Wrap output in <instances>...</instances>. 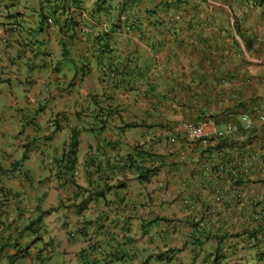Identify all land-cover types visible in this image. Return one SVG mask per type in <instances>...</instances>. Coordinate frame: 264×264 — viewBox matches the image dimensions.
Listing matches in <instances>:
<instances>
[{"label":"crops","instance_id":"obj_1","mask_svg":"<svg viewBox=\"0 0 264 264\" xmlns=\"http://www.w3.org/2000/svg\"><path fill=\"white\" fill-rule=\"evenodd\" d=\"M96 1L74 13L83 21L72 52L83 64L74 69L59 30H40V0H0V255L23 250V235H41L62 264H95L90 257L102 253V264H211L219 248L225 264H264V243L206 242L201 233L264 224V7L164 0L182 14L174 22L161 0H140L126 12L138 32H111L99 47L97 32L111 30L122 0L100 25L88 14ZM211 114L233 132L190 142L179 125ZM73 145L65 183L62 159ZM136 146L159 157L148 181L127 162Z\"/></svg>","mask_w":264,"mask_h":264},{"label":"trees","instance_id":"obj_2","mask_svg":"<svg viewBox=\"0 0 264 264\" xmlns=\"http://www.w3.org/2000/svg\"><path fill=\"white\" fill-rule=\"evenodd\" d=\"M40 1H41L40 30H45L47 28V25H53L54 27H56L62 35L59 42L62 48L63 60L68 61V59H70L74 61L72 59V52L74 48V43H76L78 38L77 30L80 24L83 22L82 20L78 21L74 16V13L77 10L78 11L82 10V5L86 0H40ZM113 1L115 0L96 1L95 7L88 12L89 17L96 22L95 24L100 25L104 21V14L106 15L110 10H116V8L113 9V7L110 5V3ZM139 3L140 0H122L120 2L121 5L118 8L119 13H117L116 20L112 23L111 30L103 34H101L100 31L97 32L96 42L100 47H101L100 44L110 41L111 32H116L121 28L120 27L122 23L121 18L123 17V15L126 14V12L130 11L132 8H135L136 5H138ZM165 4H167V2ZM49 21L51 22V24L49 23ZM128 24L124 23L125 26ZM105 49L109 51L108 47H106ZM122 70L124 72L125 68L122 67ZM123 72L119 71L118 73H123ZM97 116L108 117V112L101 111ZM223 139L226 140L225 137L222 138V140ZM75 154H76L75 145H73L70 148V152H68L66 155V157H68L67 160H65L66 157L62 159L64 172L63 175L60 176V179L63 180V182L65 181V183H67V181L73 183V181L71 180L72 177H69L71 176L69 174H71L76 167ZM146 160H150V161L152 160L155 161V163H157L159 157L154 155L152 152H150L143 146H136L134 154L131 155L127 161L129 164L135 166L137 170L141 171L142 174L140 178L143 181H148L149 180L148 178L157 175V173L160 170L159 165H155L154 167L146 166L144 163ZM236 179L237 181L234 183L237 187H240L241 185L244 184L239 176ZM256 224L257 226L252 228L251 230H245L232 235L218 236L209 233L205 230H203V232L201 233L205 235L206 242L216 239L220 241V244H223V242L226 240L237 239L247 245L248 243L253 244L254 248H258L262 243H264V238L262 239L261 237H259L264 235V224L261 223L260 221ZM196 245H201L200 241H196ZM228 255L229 254H227L225 248H219L216 252V255L212 259L211 264H225L226 260L229 258ZM162 257L163 255H159L158 259L161 260Z\"/></svg>","mask_w":264,"mask_h":264},{"label":"clouds","instance_id":"obj_3","mask_svg":"<svg viewBox=\"0 0 264 264\" xmlns=\"http://www.w3.org/2000/svg\"><path fill=\"white\" fill-rule=\"evenodd\" d=\"M161 2H164V0H161ZM166 2H164V4H163V6H161V8L164 10V11H166V13H167V16L169 17V18H171L172 20L171 21H174V22H181L182 20H183V18H182V14H176V13H174L173 12V10H176V8H174V7H169L170 5L168 4V2H167V4H165ZM140 4V3H139ZM138 4V5H139ZM247 4H250L251 6H253V7H255V8H262V7H264V0H247ZM138 5H136V7L138 6ZM126 14H124L123 15V17L121 18V21H122V23H121V28L119 29V30H117L116 31V33L117 34H127V35H130L131 33H136V32H138L137 30H138V27H139V23L138 22H134L133 24H131V25H129L128 23V20H127V18H126ZM50 22V21H49ZM51 23V22H50ZM124 23L125 24H128V25H124ZM166 24V23H165ZM173 24V23H172ZM174 25V24H173ZM165 26V25H164ZM175 26V25H174ZM176 27V26H175ZM177 28V27H176ZM178 29V28H177ZM172 30V29H171ZM176 32L174 31V34H175ZM101 45V44H100ZM100 47V46H99ZM110 52V51H109ZM109 119V117H106V116H100V120L101 121H103V122H106L107 120ZM185 122V121H184ZM191 122V121H190ZM144 162V161H143ZM145 165L146 166H149V167H154L155 165H157L156 163H155V161H150V160H146L145 162ZM74 176H75V174H74ZM69 178V177H68ZM39 220H41V217L39 218ZM253 220H254V222H256V223H258L260 220L257 218H253ZM200 223V226L202 225V221L201 222H199ZM201 228V227H200ZM202 230V229H201ZM41 240H43V236H41V235H38L37 236V238L32 242L33 244H36V242L37 241H41ZM40 244V243H39ZM42 244L44 245V249H42L41 247H39V249H38V252L36 253L37 255H41V253L43 252V250L44 251H46L47 253H48V255L45 257V258H40L39 260H40V263L42 262V261H44V260H50V262H51V259H53V258H56L57 260H58V258H57V256H58V252L56 251V249H55V246H54V242H52V243H50L49 245H47V244H45V243H43L42 242ZM248 247H250V248H254L253 247V244H249L248 243V245H247ZM93 250V247L88 251V253H89V255H92V251ZM227 249H225V251H226ZM22 252H23V250H19L18 249V251H17V253L16 254H14V255H12V256H10L9 255V257H10V261H12V264L13 263H16L17 261H19V260H23L24 258H25V256H20L21 254H22ZM24 252H29V250L28 249H26V251H24ZM99 260H101V264L104 262V261H107L108 259H107V256H105V254L104 253H102V256H101V258L100 259H97L96 257L95 258H93L92 256L90 257V261H92L93 263H99ZM60 261V260H59Z\"/></svg>","mask_w":264,"mask_h":264},{"label":"built area","instance_id":"obj_4","mask_svg":"<svg viewBox=\"0 0 264 264\" xmlns=\"http://www.w3.org/2000/svg\"><path fill=\"white\" fill-rule=\"evenodd\" d=\"M244 119L247 125L251 126V120L249 117L245 116ZM262 119L264 120V118ZM179 128L186 134V137L190 142H202L203 144H207L213 139L220 140L231 134L234 130L233 127H229V129L225 131L219 130L212 114L199 122H182L179 125ZM235 181H237L236 178ZM238 197H241V193L238 194Z\"/></svg>","mask_w":264,"mask_h":264},{"label":"rangeland","instance_id":"obj_5","mask_svg":"<svg viewBox=\"0 0 264 264\" xmlns=\"http://www.w3.org/2000/svg\"><path fill=\"white\" fill-rule=\"evenodd\" d=\"M160 4L163 5L164 2H160ZM67 64H69L68 66L70 68L73 67L75 69L78 67V65L83 64V60L81 58H79L78 60L74 59V61L68 59ZM261 212H264V210H262ZM42 215H44V214L42 213ZM32 242H33L32 239H30L26 235H23L22 236V243L19 246H21L23 248V250L27 249V247L33 249L34 244ZM36 244H38V247H41L42 249H44V245L42 244V241H37ZM0 251H1V249H0ZM29 254H31V253L29 252ZM25 255H26V252H23L20 256H25ZM47 255H48V253L44 250L41 253V255L31 254L32 262H34V264H62L61 261L57 260L56 258L51 259V262H50V260H44L40 263L39 259L42 257L45 258ZM9 259H10L9 254L7 252H3V254L0 255V264H12V261H10ZM20 262L21 263H17V264H28V263H26L25 259L21 260Z\"/></svg>","mask_w":264,"mask_h":264}]
</instances>
